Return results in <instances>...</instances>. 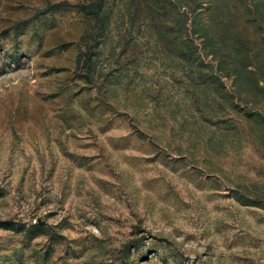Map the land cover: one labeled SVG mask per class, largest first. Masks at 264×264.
I'll use <instances>...</instances> for the list:
<instances>
[{
	"label": "rangeland",
	"instance_id": "obj_1",
	"mask_svg": "<svg viewBox=\"0 0 264 264\" xmlns=\"http://www.w3.org/2000/svg\"><path fill=\"white\" fill-rule=\"evenodd\" d=\"M91 1L0 0V264H264V0Z\"/></svg>",
	"mask_w": 264,
	"mask_h": 264
},
{
	"label": "trees",
	"instance_id": "obj_2",
	"mask_svg": "<svg viewBox=\"0 0 264 264\" xmlns=\"http://www.w3.org/2000/svg\"><path fill=\"white\" fill-rule=\"evenodd\" d=\"M102 2L101 0L97 1H91L87 3L86 5L81 6V12L87 16L92 17L94 20H101L102 17ZM243 203H248L253 206H258L260 204H257L256 202L252 201H244ZM0 227L4 230H10V231H15V232H27L33 233L34 236L42 235L44 230L43 227L40 225L35 224L31 228H28L27 230L24 228L22 225H16L13 224L12 222H0Z\"/></svg>",
	"mask_w": 264,
	"mask_h": 264
}]
</instances>
